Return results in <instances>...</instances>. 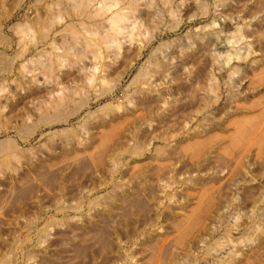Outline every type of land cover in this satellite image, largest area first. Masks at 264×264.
<instances>
[{
  "label": "rangeland",
  "instance_id": "obj_1",
  "mask_svg": "<svg viewBox=\"0 0 264 264\" xmlns=\"http://www.w3.org/2000/svg\"><path fill=\"white\" fill-rule=\"evenodd\" d=\"M35 1L0 0V264H264V0Z\"/></svg>",
  "mask_w": 264,
  "mask_h": 264
},
{
  "label": "bare ground",
  "instance_id": "obj_2",
  "mask_svg": "<svg viewBox=\"0 0 264 264\" xmlns=\"http://www.w3.org/2000/svg\"><path fill=\"white\" fill-rule=\"evenodd\" d=\"M43 1H46V0H36L35 2H37L38 4H41V2H43ZM50 1V4H48V6H47V13H50V12H53V11H55V9H58V7L60 8H63V9H66L67 10V12H68V15H69V17H68V20H67V24L66 25H68V28L69 29H73V28H71L72 26H74V25H71V24H74V23H72L73 22V16H75V17H77V18H80L81 20L80 21H82L83 20V22L82 23H86V24H89V23H91V22H93V25H97V23L99 24V22H97V20L96 19H98V17L99 16H103L102 15V12H101V10L104 8L103 7V2H105V1H103V0H49ZM119 2H122V1H124V0H118ZM164 1V3H165V5H166V7H167V5H168V1H171V0H163ZM127 2H128V4L130 5V6H132L133 4H135V2H136V0H127ZM47 4V3H46ZM170 4H171V2H170ZM39 5H37V7H38ZM94 7V9L96 8V9H99V10H97L96 12L94 11H92V10H89L90 8L92 9ZM164 7V6H163ZM165 7V8H166ZM36 8V7H35ZM203 8V7H202ZM44 9V8H43ZM168 10L170 9V7H168L167 8ZM36 10H38V9H36ZM162 10V9H161ZM167 10V11H168ZM172 10V9H171ZM171 10L169 11V12H171ZM45 11H46V9H45ZM56 12V11H55ZM99 12H101V15L99 14ZM160 12V11H159ZM105 13V12H104ZM103 13V14H104ZM38 14V13H37ZM39 15V14H38ZM49 15V14H48ZM112 15V17L110 16V18H107V19H109V22L111 23V26L112 27H114L113 29L114 30H112V31H117L116 29H119L121 26H120V23L124 20V16H122L121 15V13H117V12H115L114 13V15L113 14H111ZM160 15H161V13H160ZM98 16V17H97ZM174 16V15H173ZM172 17V16H171ZM49 18V17H48ZM99 18H101V17H99ZM162 17H160V19H161ZM36 20H33V22L30 24V26L29 27H26V28H28L27 30H29V29H31V30H33V31H38L37 32V34L39 33L40 35H41V29H43L44 28V26L45 25H47L46 24V20H40L39 19V16L37 17V18H35ZM50 19H51V17H50ZM48 20V19H47ZM53 20V19H52ZM96 20V21H95ZM46 21V22H45ZM162 21V20H161ZM79 23V22H78ZM105 23V22H104ZM81 23H79V25H80ZM86 24H82V25H86ZM92 24V23H91ZM90 24V25H91ZM101 24V23H100ZM109 25V24H108ZM114 25V26H113ZM48 26V25H47ZM110 26V27H111ZM111 27V28H112ZM67 28V27H66ZM64 29V30H66V31H68L67 29ZM48 29V28H47ZM53 28H51V29H49V30H52ZM30 30V31H31ZM45 30V29H44ZM100 30V29H99ZM25 31V30H24ZM102 31V30H101ZM44 32V31H43ZM52 32H53V30H52ZM27 33H29V32H27ZM98 33V32H97ZM113 33V32H112ZM43 34V33H42ZM26 35V34H25ZM28 35V34H27ZM42 36V35H41ZM104 36V35H103ZM108 34L107 35H105V41L106 42H111V37L113 36V34L111 35V36H108ZM43 37V36H42ZM48 37V36H47ZM53 37V36H52ZM39 38V37H38ZM41 38V37H40ZM49 38V37H48ZM52 39V38H51ZM39 40H41V39H39ZM43 40H46V38H43ZM6 39L3 37V36H1V34H0V44H5L6 42ZM47 41V40H46ZM103 41V40H102ZM104 41V42H105ZM43 42V41H42ZM41 42V43H42ZM38 43H40V42H38ZM45 43V42H44ZM162 44V43H161ZM68 45V44H67ZM164 45V44H163ZM65 49V48H64ZM69 49V48H68ZM156 49H159V48H156ZM156 49L154 50L155 52H156ZM65 51H67V48H66V50ZM157 53V52H156ZM3 54V52H1V55ZM64 54V53H63ZM153 54V53H152ZM7 55V54H6ZM5 54L3 55V57H2V59L0 58V70L3 68V70L5 69L6 70V68L8 69V67H9V65H10V61H8L7 59H5ZM159 56V55H158ZM59 57V56H58ZM150 58V57H149ZM11 59V58H10ZM56 59H57V56H56ZM47 64L48 63H50V62H46ZM149 63V62H148ZM41 64V63H40ZM47 64H45V66H41V65H44V64H41L40 66H41V68L42 69H47V67L48 66H46ZM51 64V63H50ZM50 64H48L49 65V69H50V66H52V64L50 65ZM150 66L152 67V68H150V69H155V68H158V67H160L161 66V64H162V62H161V60H159L158 58H156V56H153L151 59H150ZM163 66V65H162ZM10 68V67H9ZM40 68V67H39ZM41 68H40V70H41ZM146 69V68H145ZM42 71V70H41ZM48 71V70H47ZM143 70H141V71H139V74H141V73H144L145 71H143ZM12 74V73H11ZM138 76V75H137ZM60 103V102H59ZM59 103H56V104H54L55 106H53L52 108L53 109H57L60 105H62L61 103L59 104ZM61 107V106H60ZM58 109H60V108H58ZM56 111V110H55ZM56 117H57V114L55 115ZM55 116H51V117H55ZM53 121H54V119H50L49 117H46L45 115H43V116H41V118L39 117V119L37 120V121H35V122H31V123H29V125H28V123H27V121L25 122V124H23L22 126H20V128L22 127V130L24 129V130H26V131H24L26 134L27 133H30V132H35V129L37 128V127H39V125H38V123H41V124H43V125H48V124H50L51 122L53 123ZM19 127V126H18ZM16 131V130H15ZM30 135V134H29ZM27 136V135H26ZM15 140V139H14ZM4 142L5 143H3L2 144V146H1V143H0V146L2 147V149H11L12 147H13V144H15V143H13V141H12V143H11V140H9L8 138H6V140H4ZM15 147V146H14ZM16 152V151H15ZM6 161V160H5ZM261 217V216H260ZM262 218H263V216H262ZM254 219V218H253ZM257 219V218H256ZM251 235V234H250ZM42 238V237H41ZM210 252V251H209ZM193 258V257H192Z\"/></svg>",
  "mask_w": 264,
  "mask_h": 264
}]
</instances>
